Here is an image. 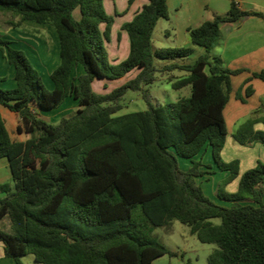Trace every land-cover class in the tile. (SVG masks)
<instances>
[{"label": "trees", "instance_id": "trees-1", "mask_svg": "<svg viewBox=\"0 0 264 264\" xmlns=\"http://www.w3.org/2000/svg\"><path fill=\"white\" fill-rule=\"evenodd\" d=\"M0 13L9 16L8 28L32 21L53 27L60 40L50 90L25 52L0 36L17 82L13 89L0 85V108L18 114L17 131L27 135L15 141L0 109V159L8 160L12 176L11 183H0V240L7 258L16 264L27 255L39 264H154L178 256L155 231L169 233L179 221L200 242L216 245L209 264H264V163L242 174L238 190L228 192L240 161L222 158L231 77L244 70L224 67L212 53L221 24L251 15L264 19V13L242 10L231 0L226 14L188 30L204 53L184 65L176 61L189 58L192 47L153 45L158 21L170 16L167 0H149L122 25L130 49L118 63L108 50L115 20L105 0H0ZM157 60L171 64L159 67ZM78 66L84 72L74 78ZM134 70V78L110 92L94 88L97 80H118ZM175 70L187 75L173 88L191 86L190 97L154 104L148 87L159 74ZM254 75L264 81V72ZM128 91L139 92L148 107L116 116ZM252 93L248 87L246 94ZM70 97L79 108L58 124L39 112L59 108ZM254 125L249 120L240 128V143H264ZM210 147L218 170L229 173L218 190L229 207L211 201L197 182L207 173L203 167L212 168L202 161ZM179 158L191 166L181 169Z\"/></svg>", "mask_w": 264, "mask_h": 264}, {"label": "crops", "instance_id": "crops-1", "mask_svg": "<svg viewBox=\"0 0 264 264\" xmlns=\"http://www.w3.org/2000/svg\"><path fill=\"white\" fill-rule=\"evenodd\" d=\"M149 0H126L122 8L115 6V14L117 18H121V23L118 29V35L121 39L114 41L113 53H110V59L114 63H118L127 58L130 49L129 36L126 31H123L122 25L130 22L134 16L143 8ZM170 10L168 19L162 18L158 21L153 33V45L156 49L167 47H192L194 53L198 57L204 53V49L194 46L189 38L188 30L201 25L204 21L212 19L215 15H224L230 9L231 0H167ZM239 7L246 11H255L264 13V0H236ZM107 3V1H106ZM6 17L0 20V36L11 42V46L16 48V41L29 42L30 48L28 52L44 65L51 66L49 68L50 80L47 87L54 89V83L51 79V73L60 64V40L57 33L50 28L49 25L38 24L32 21H25L23 31L15 28H8L5 25ZM115 23V22H114ZM160 25L163 27L156 31ZM114 28V26H113ZM40 34L42 39L32 36L30 33ZM220 39L213 49V55L220 57L224 62V67L232 70L243 69L244 71L238 75L231 77L232 91L230 100L225 108V119L228 128V136L226 145L222 151V158L226 162L238 159L240 161V175L227 185V189L231 192H236L239 187L241 175L246 171L257 166L258 162L264 163V143L256 141L252 144H242L236 138L240 128L249 120H254V132L264 133V81L256 77L255 73L264 72V19L259 16H246L236 22L223 23L220 27ZM158 39V43H156ZM36 41V43H35ZM113 42V31L111 41ZM158 44V45H156ZM173 44V45H170ZM59 54V63L56 61ZM56 62V63H55ZM178 64H190L186 59L176 61ZM171 62L163 61L158 64L163 67ZM55 66V67H54ZM57 66V67H56ZM84 72L82 66H78L73 77L77 78ZM173 72V71H172ZM170 72V73H172ZM184 72V71H182ZM15 68L10 65L4 58L0 45V85L7 89H13L17 86L15 80ZM138 70L130 72L125 77L114 80L124 84L126 81L134 78ZM186 72L183 74L185 77ZM182 77V78H183ZM110 80H97L94 83V88L97 83H102V91L99 93L110 92L115 87L110 89L108 84L116 83ZM173 82V81H171ZM248 87L253 89V93L246 94ZM242 99L245 100L242 101ZM79 108L78 101L73 97L68 98L62 106L49 111H39L45 120L61 119L64 114L73 113ZM1 113L6 120L7 128L15 141H25L27 135L18 133L17 127L20 124L18 114L10 111L7 107L1 106ZM9 123V124H8ZM15 131V134H13ZM230 151L235 152L234 155ZM238 151V153L236 152ZM205 153V152H204ZM1 167L8 169V173H0V183H11L12 176L6 158L0 159ZM216 167V166H215ZM210 168L208 174H214L218 169ZM203 170L205 167L202 168ZM229 174H225V179ZM5 197L4 193L0 192V198ZM173 250V249H171ZM176 251V250H173ZM178 252V251H176ZM168 257L177 258L179 257ZM23 261V258H22ZM35 261V260H34ZM35 263H37L35 261ZM0 264H16L12 259L5 256L4 244L0 240ZM172 264V260L170 262Z\"/></svg>", "mask_w": 264, "mask_h": 264}, {"label": "rangeland", "instance_id": "rangeland-1", "mask_svg": "<svg viewBox=\"0 0 264 264\" xmlns=\"http://www.w3.org/2000/svg\"><path fill=\"white\" fill-rule=\"evenodd\" d=\"M125 2L126 0H105V7L107 10V13L111 15L115 20L114 28H113V42H110L108 44V50L110 53H113L114 41L117 40L118 29L121 23V18L119 17L117 18L114 9H115V6L118 8H122ZM5 17L7 19L9 16L0 13V20H2ZM162 27L163 25L159 26V28L156 31V35H158L159 30ZM50 28L54 30L53 27L50 26ZM15 29H18L19 31H23L24 27L15 28ZM30 34L34 37H38L42 39V36L40 34H36L32 32ZM29 42H31L32 44L33 40ZM29 42L20 41V40L16 41L15 49H19L25 52L26 56L28 57L32 65L38 70V72L42 76L43 82L47 86V83L49 84V81H51L50 74H49V71H50L49 68L52 69L53 67L51 68L50 64L48 66L44 65L39 60H37L34 57V55H32V53L28 52L27 48H30ZM156 43H158V39H156ZM170 45H173V44H170ZM199 48L202 49V47H199ZM197 57H198V54L195 52L186 60L188 63H193L197 59ZM58 60H59V54L57 55V58H56V61ZM163 61L164 60H157V65ZM184 73L185 72L175 70L172 73L166 72L163 74H159L158 80L152 86L148 87L153 97V103L154 104H157V103L166 104V103H171V102H177L178 100L184 97H190L191 92H192L191 86H186L182 89H175L172 86L173 82L181 79ZM171 80L173 82H171ZM114 82L116 83L108 84L110 86V89H112V87H118L122 85L123 83L120 81H114ZM95 90L97 92H101L102 83H97L95 85ZM123 105L124 107L116 114V116L145 110L148 107L142 95L136 91H128L126 93V95L124 96ZM69 114L71 113L64 114L62 117L67 116ZM48 121L52 124H58L60 122V119L57 118V119H52ZM15 131L16 130L14 129L13 134H15ZM236 152L238 153V151ZM230 153L234 155L235 152L230 151ZM178 161H179L180 168L183 170H186L191 166V161L188 159L179 158ZM202 161L204 165H210L213 168L216 166L211 147L207 151H205V153L203 154ZM204 170L206 172L210 171V169L208 168H205ZM0 173H3V174L8 173V169L2 168L1 163H0ZM226 173L229 174L228 172L220 171L217 169L215 173L212 175L205 173L203 176L198 177L197 182L199 185H201L204 193L211 201H213L214 203L218 205L229 207L231 204L221 199L218 195L219 185L225 179L224 177ZM226 190L228 192H231L227 189V187H226ZM215 222L219 223V220H215ZM0 228L4 229L2 224L0 225ZM155 234L157 235L158 239L162 241L169 249L176 250L180 252V254H183V255H179V257L172 258V259L165 255V256L158 258L154 262V264H170L171 260H172V264H209L208 257L210 253L216 248V245L204 244L200 242L195 235L191 234L189 227L180 223L179 221L174 222L173 230L171 232L167 233L164 231V229L160 228L155 231ZM34 260L35 258L33 255H27L23 257L24 264H39V263H35Z\"/></svg>", "mask_w": 264, "mask_h": 264}]
</instances>
